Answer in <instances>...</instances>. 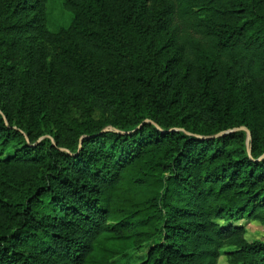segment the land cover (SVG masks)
<instances>
[{
	"label": "trees",
	"instance_id": "obj_1",
	"mask_svg": "<svg viewBox=\"0 0 264 264\" xmlns=\"http://www.w3.org/2000/svg\"><path fill=\"white\" fill-rule=\"evenodd\" d=\"M244 220L264 0H0V264H264Z\"/></svg>",
	"mask_w": 264,
	"mask_h": 264
},
{
	"label": "rangeland",
	"instance_id": "obj_2",
	"mask_svg": "<svg viewBox=\"0 0 264 264\" xmlns=\"http://www.w3.org/2000/svg\"><path fill=\"white\" fill-rule=\"evenodd\" d=\"M236 225H243L246 228V239L249 242H253L255 240H264V223L258 222H249V221H240L236 223ZM145 252L139 253V255H144ZM219 264H228L227 259L225 256H222Z\"/></svg>",
	"mask_w": 264,
	"mask_h": 264
},
{
	"label": "water",
	"instance_id": "obj_3",
	"mask_svg": "<svg viewBox=\"0 0 264 264\" xmlns=\"http://www.w3.org/2000/svg\"><path fill=\"white\" fill-rule=\"evenodd\" d=\"M249 138H250V134H249Z\"/></svg>",
	"mask_w": 264,
	"mask_h": 264
}]
</instances>
